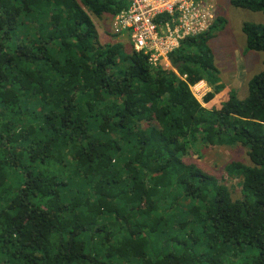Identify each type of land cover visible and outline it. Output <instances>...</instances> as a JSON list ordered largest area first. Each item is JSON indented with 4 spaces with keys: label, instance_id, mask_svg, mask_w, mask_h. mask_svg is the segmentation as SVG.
<instances>
[{
    "label": "trees",
    "instance_id": "trees-1",
    "mask_svg": "<svg viewBox=\"0 0 264 264\" xmlns=\"http://www.w3.org/2000/svg\"><path fill=\"white\" fill-rule=\"evenodd\" d=\"M126 8L0 0V264H264V72L223 96L220 17L154 69L126 40L100 42L93 18ZM241 31L264 55V27ZM200 144L246 149L250 165L224 168L237 199L186 160Z\"/></svg>",
    "mask_w": 264,
    "mask_h": 264
},
{
    "label": "rangeland",
    "instance_id": "rangeland-1",
    "mask_svg": "<svg viewBox=\"0 0 264 264\" xmlns=\"http://www.w3.org/2000/svg\"><path fill=\"white\" fill-rule=\"evenodd\" d=\"M208 1L214 5L216 16L225 20L224 26L215 30L214 37L209 43L215 64L220 71L221 84L224 87L223 96L233 90L238 99L242 100L247 94V82L254 75L264 72V55L246 51L245 37L241 30L245 23L264 27V12L252 13L233 8L229 3L230 0ZM110 21V18L106 16L101 19L93 18L101 35L102 41L100 42L102 44L123 42L111 36ZM189 90L202 108H210V103H206V99L212 94V90L203 81L189 85ZM186 160L198 165L206 173L226 185L230 189L233 199L239 197L238 180L227 179L224 168L230 162L250 165L245 148L240 145L212 147L200 144L192 150Z\"/></svg>",
    "mask_w": 264,
    "mask_h": 264
},
{
    "label": "built area",
    "instance_id": "built-area-1",
    "mask_svg": "<svg viewBox=\"0 0 264 264\" xmlns=\"http://www.w3.org/2000/svg\"><path fill=\"white\" fill-rule=\"evenodd\" d=\"M110 33L141 52L154 69H170L169 55L188 37L209 30L217 18L208 0H125ZM185 78V77H184Z\"/></svg>",
    "mask_w": 264,
    "mask_h": 264
},
{
    "label": "crops",
    "instance_id": "crops-1",
    "mask_svg": "<svg viewBox=\"0 0 264 264\" xmlns=\"http://www.w3.org/2000/svg\"><path fill=\"white\" fill-rule=\"evenodd\" d=\"M97 31H98V30H97ZM98 35H99V39H100V41H102V40H101V35H100V33H99V32H98ZM106 37H107V36H106Z\"/></svg>",
    "mask_w": 264,
    "mask_h": 264
}]
</instances>
